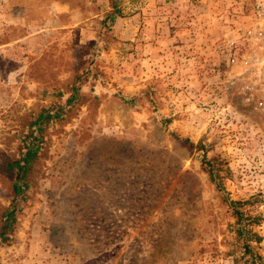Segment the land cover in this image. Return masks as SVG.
I'll return each instance as SVG.
<instances>
[{
    "label": "rangeland",
    "instance_id": "rangeland-1",
    "mask_svg": "<svg viewBox=\"0 0 264 264\" xmlns=\"http://www.w3.org/2000/svg\"><path fill=\"white\" fill-rule=\"evenodd\" d=\"M119 5L108 22L109 0H0V264H246L232 201L264 256L253 0ZM33 137L39 160L16 196L5 166Z\"/></svg>",
    "mask_w": 264,
    "mask_h": 264
},
{
    "label": "trees",
    "instance_id": "trees-1",
    "mask_svg": "<svg viewBox=\"0 0 264 264\" xmlns=\"http://www.w3.org/2000/svg\"><path fill=\"white\" fill-rule=\"evenodd\" d=\"M111 11L106 15L105 21L114 22L117 16L120 14L119 2L120 0H109ZM73 80H71L72 82ZM63 93L60 94L62 96ZM79 96V89L76 85L73 84L72 87V95L68 99L67 104H73L74 101L77 100ZM47 113L42 112L37 118V120L31 124L30 129L36 127V131L39 134H42L43 124L47 122L49 119ZM34 135V131L32 135ZM186 142H189L186 140ZM198 148H201L199 145ZM25 152L22 153L21 157L17 160L10 161L5 169L10 173L16 174V182L13 185L14 193L16 196L23 193V189L28 186V177L31 169L34 164L39 160V152L41 149V145L38 142L37 137H33V141L31 144L26 145ZM206 168L208 169L210 179L217 185L218 189H223L222 183H220L219 176L220 172L216 169V166L213 164L212 160H205ZM244 203L241 201H232L230 202V207L233 209L234 215L237 218V223L239 225L238 229V237L240 240H243L244 243V257L247 258L246 264H264V256L255 251L252 247V243H260L262 241V237L258 234L252 232L250 229V223L255 220L253 217H247L244 213L241 212L240 207L243 206ZM16 222V215L14 210H8L7 214H5V220L3 225V233L7 232L13 224Z\"/></svg>",
    "mask_w": 264,
    "mask_h": 264
},
{
    "label": "built area",
    "instance_id": "built-area-1",
    "mask_svg": "<svg viewBox=\"0 0 264 264\" xmlns=\"http://www.w3.org/2000/svg\"><path fill=\"white\" fill-rule=\"evenodd\" d=\"M254 24L245 32L243 41L250 48V56L255 66L264 64V0H253ZM230 61L233 64L241 62L243 50L237 42L230 43Z\"/></svg>",
    "mask_w": 264,
    "mask_h": 264
}]
</instances>
